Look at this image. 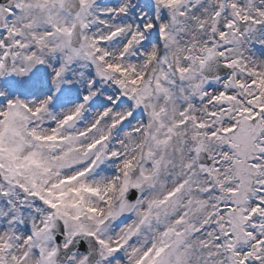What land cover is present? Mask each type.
Wrapping results in <instances>:
<instances>
[{"label":"snow or ice","instance_id":"6c2138e0","mask_svg":"<svg viewBox=\"0 0 264 264\" xmlns=\"http://www.w3.org/2000/svg\"><path fill=\"white\" fill-rule=\"evenodd\" d=\"M0 264H264V0H0Z\"/></svg>","mask_w":264,"mask_h":264}]
</instances>
